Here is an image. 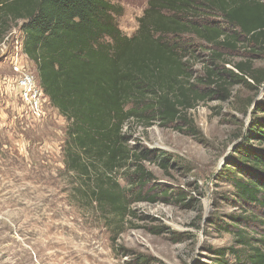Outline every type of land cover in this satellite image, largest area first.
<instances>
[{
    "label": "trees",
    "instance_id": "trees-1",
    "mask_svg": "<svg viewBox=\"0 0 264 264\" xmlns=\"http://www.w3.org/2000/svg\"><path fill=\"white\" fill-rule=\"evenodd\" d=\"M118 11L110 0H0V44L20 27L24 54L68 121L63 154L70 196L101 217L116 246L139 219L135 204L186 201L154 183L145 163L168 172L172 160L132 145L133 125L158 123L199 141L190 111L229 101L236 85L262 89L224 167L241 214L230 217L235 244L217 249L215 262L264 264V69L241 62L228 70L216 51L264 52V0H149L132 37L117 26Z\"/></svg>",
    "mask_w": 264,
    "mask_h": 264
},
{
    "label": "rangeland",
    "instance_id": "rangeland-1",
    "mask_svg": "<svg viewBox=\"0 0 264 264\" xmlns=\"http://www.w3.org/2000/svg\"><path fill=\"white\" fill-rule=\"evenodd\" d=\"M148 2L110 0L119 10L115 21L125 36L135 35ZM11 32L9 49H0V264H217L215 251L235 244L230 217L241 214L234 208L224 167L242 141L253 102L262 100L263 90L236 85L229 101H209L190 111L199 141L158 123L147 129L133 125L132 145L172 160L168 172L158 163H145L154 183L181 192L186 201L135 204V227L114 246L101 217L70 196L63 154L68 121L51 103L37 117L20 98L8 54L24 35L20 27ZM216 51L228 70L241 62L264 69V52ZM28 62L36 75L35 64ZM195 72L203 75L202 63Z\"/></svg>",
    "mask_w": 264,
    "mask_h": 264
},
{
    "label": "built area",
    "instance_id": "built-area-1",
    "mask_svg": "<svg viewBox=\"0 0 264 264\" xmlns=\"http://www.w3.org/2000/svg\"><path fill=\"white\" fill-rule=\"evenodd\" d=\"M12 33V32H11ZM10 34L4 39L0 44V49L6 46L4 51L8 50V44ZM24 38L15 42V47L9 55V60L11 62L14 73L17 76V85L20 92L21 100L29 107L32 113L37 117L44 115V110L46 106L50 104L49 98L45 95L38 75L32 72L28 67V58L24 54ZM26 58H25V57ZM42 114V115H41Z\"/></svg>",
    "mask_w": 264,
    "mask_h": 264
}]
</instances>
